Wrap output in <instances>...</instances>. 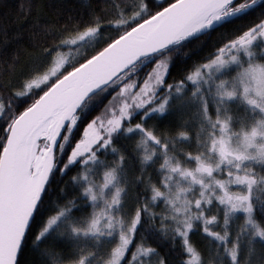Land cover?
Returning a JSON list of instances; mask_svg holds the SVG:
<instances>
[{
	"label": "snow or ice",
	"instance_id": "obj_1",
	"mask_svg": "<svg viewBox=\"0 0 264 264\" xmlns=\"http://www.w3.org/2000/svg\"><path fill=\"white\" fill-rule=\"evenodd\" d=\"M0 8V264H264V0Z\"/></svg>",
	"mask_w": 264,
	"mask_h": 264
},
{
	"label": "trees",
	"instance_id": "obj_2",
	"mask_svg": "<svg viewBox=\"0 0 264 264\" xmlns=\"http://www.w3.org/2000/svg\"><path fill=\"white\" fill-rule=\"evenodd\" d=\"M5 2L12 6L11 14H15V6L18 3V0H5ZM44 2L52 3V4H55L57 2H62L65 5V10L72 12L73 15H76L81 11L80 8L81 0H44ZM3 11H5V9L0 8V13H2ZM210 50H211V43L204 45L202 47H196V45L194 44L189 45L186 49L181 51L179 56L173 58L169 79H171L172 76L180 75L185 70L186 67L194 63L196 60L203 58L205 55H207V53ZM72 55L75 56L76 53L73 52ZM198 238H201L198 233L193 235V240L196 241L197 243H200L198 241ZM168 255L173 260L178 259V257H176L174 252L172 251H169ZM23 259L27 261V260H31L32 257L26 254Z\"/></svg>",
	"mask_w": 264,
	"mask_h": 264
},
{
	"label": "rangeland",
	"instance_id": "obj_3",
	"mask_svg": "<svg viewBox=\"0 0 264 264\" xmlns=\"http://www.w3.org/2000/svg\"><path fill=\"white\" fill-rule=\"evenodd\" d=\"M198 241H199L200 243H203V241H202V239H201V238H198Z\"/></svg>",
	"mask_w": 264,
	"mask_h": 264
}]
</instances>
